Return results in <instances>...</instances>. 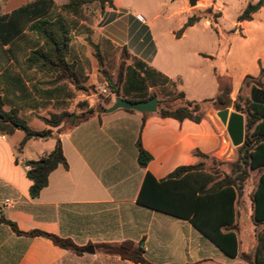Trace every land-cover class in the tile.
<instances>
[{
	"label": "crops",
	"instance_id": "obj_1",
	"mask_svg": "<svg viewBox=\"0 0 264 264\" xmlns=\"http://www.w3.org/2000/svg\"><path fill=\"white\" fill-rule=\"evenodd\" d=\"M35 1L1 2L0 19ZM52 1L57 8L67 2ZM258 1L240 0L232 6L228 0H197V5L191 7L188 0H155L149 13L145 8L149 0H114V7L107 8L93 24H76L73 41L79 33L81 44L88 45V39L97 44L104 64L106 44L116 51L119 64L126 48L130 55L126 61L128 68H135L139 61L169 81L179 77L183 86L191 77L208 78L193 61L209 64L219 53L234 59L247 53L248 64L240 76L243 83L247 76L258 77L264 68V7L251 20L238 22L248 4ZM229 7H236L237 12L230 28L224 29L221 22ZM209 8L221 14L218 32L210 21L201 20L177 35L193 14ZM171 21L174 26L166 28L165 23ZM200 28L215 36L213 44L219 46L216 52H204L202 41L185 46ZM220 33L228 36L227 45H222ZM42 47L43 42L28 29L7 43L0 37V99L5 112L16 111L33 131L53 132L51 138L30 140L21 147L25 137L22 130L16 129L12 134L0 131V219L14 223L22 232L41 231L71 240L82 252L62 249L43 237L19 236L0 221V264H137L103 254L96 248L126 241H144L145 259L151 264H256L255 259L249 263L240 255L228 257L188 220L138 203L148 173L164 180L178 167L207 164L208 160L194 156L196 151L222 160L230 145L227 128L217 116L221 110L211 109L204 120L195 123L162 118L158 112L144 115L119 109L109 114L98 112L74 127L49 128L43 121L49 114L68 113L75 119L94 105L89 101L93 98L90 94L78 91L68 82L54 83V74L27 67L31 52ZM86 56L85 59L78 53L72 62L83 86L91 91L94 85L90 81L98 79L100 66L95 56ZM210 69L212 78L207 89L218 91L217 96L190 100L184 89L181 93L185 100L202 102L228 93L234 98L239 93L240 88H234L228 75L216 74L213 65ZM99 85L106 87L105 83ZM155 87L161 91L165 86ZM153 89L151 86L148 94ZM192 93L198 95V87ZM177 96H164V100ZM121 97L129 100L128 96ZM114 103L109 100L101 107L108 109ZM140 136L143 148L152 156L145 168L138 164ZM56 139L62 143L68 168L60 166L53 171L47 187L32 198V182L25 165L50 154ZM252 173L256 176V172ZM7 200L11 203L6 204ZM248 214L241 213L237 219L239 253L252 252L257 244H253L254 227ZM245 218L249 224L242 226Z\"/></svg>",
	"mask_w": 264,
	"mask_h": 264
},
{
	"label": "trees",
	"instance_id": "obj_2",
	"mask_svg": "<svg viewBox=\"0 0 264 264\" xmlns=\"http://www.w3.org/2000/svg\"><path fill=\"white\" fill-rule=\"evenodd\" d=\"M1 1V0H0ZM114 7V0H67L59 8L55 7L52 0H37L25 7L13 12L10 17L0 19V37L4 43L19 36L26 29L43 42V47L31 52L26 60V65L31 70L40 73L54 74V83L68 82L78 91L92 94L80 81L76 64L70 62L71 47L73 42V30L79 22L93 24L100 18L107 8ZM264 7V0L257 3H249L244 12L238 17V22L248 21L253 15ZM91 8L96 11L88 14ZM1 11V4H0ZM220 13H213L212 9L198 11L193 14L178 32L180 36L188 27L194 26L201 20H208L218 32V19ZM88 43L94 49V56L100 66V73L104 83L111 93H120V87L125 83V78L130 72L135 74L138 70L147 68L145 64L137 61L135 68H127L126 61L130 55L126 48L122 51V58L116 80L105 69L102 52L97 44L90 39ZM127 72V75H125ZM126 76V77H125ZM250 86L249 94L242 99V92ZM156 98L155 94H146L139 100L131 102H143ZM227 96L217 99L204 100L202 102H190L185 100L184 93H179L174 99L159 101L158 113L162 118H171L178 122L186 120L200 123L205 119L206 106H224L228 102ZM234 110L245 115V140L241 147L237 148V159L233 162H221L200 151L194 152V156L211 161L209 168L206 163H198L192 166H182L175 169L166 179L157 180L151 174H147L138 196L141 206L160 211L171 216L188 220L202 235L209 239L223 253L230 258L240 255L241 259L251 263L255 259L256 264H264V68L258 77L247 76L234 101ZM204 110V111H205ZM221 110V108H217ZM134 112V111H130ZM98 113L93 108L81 117L76 116L74 127L90 116ZM147 115V114H144ZM73 115L68 113L50 114L43 119L49 128H65L67 118ZM16 129L25 133L21 143L23 147L30 140H41L53 137L49 129L33 131L21 120L16 111L5 112L4 104L0 99V131L12 134ZM138 164L145 168L152 160V156L143 148L141 136L137 141ZM32 170L28 171L32 182L30 196L36 198L47 187L50 174L58 167L68 168L63 153L62 143L56 139L54 150L39 161L28 163ZM228 166V171H220L219 166ZM256 172L258 182L251 195V203L248 218L254 227L256 239L255 250L239 253L240 242L236 231H239L237 219L241 218L238 201L244 197L245 188ZM0 221L9 225L19 236L43 237L51 240L56 246L80 254L82 249L71 240L41 231L22 232L18 227L1 218ZM101 253L119 257L123 261L137 264H151L145 259L144 241L134 243L126 241L121 244L96 245Z\"/></svg>",
	"mask_w": 264,
	"mask_h": 264
},
{
	"label": "rangeland",
	"instance_id": "obj_3",
	"mask_svg": "<svg viewBox=\"0 0 264 264\" xmlns=\"http://www.w3.org/2000/svg\"><path fill=\"white\" fill-rule=\"evenodd\" d=\"M3 1H6V0H1L0 4ZM137 1H139L140 3H143L144 1L147 2V0H137ZM154 1L155 0H149L150 3L145 4L146 5L145 8L149 13L152 12V10L154 9L153 7ZM228 2L232 4V6H237L240 3V0H228ZM93 11H96L95 8H91L88 11V14H90ZM236 12H237L236 7L228 8V15L226 16L224 21L221 22L222 28L224 29L230 28V26L232 25V22L235 20ZM165 15L167 14L165 13ZM165 26L166 28H169L168 26H174V23L173 21H171L170 23H165ZM219 36L222 41V45L223 46L224 44L227 45L228 44L227 42L229 39L228 36L223 33H220ZM78 37H79V33H76V38L72 43L70 62L74 61L77 58L78 53L82 54V57H84L85 59L87 58L86 55L92 54L94 56V53H95L93 47L89 43H87L88 45L81 44L82 41L80 43ZM214 37L215 36H212L209 32H203L202 29L200 28L198 34L191 35V38L188 40V42H186L185 46L188 47L189 42L193 43L195 41H200V42L202 41L203 46H201V49L204 50V52H213V51L216 52V48L218 50L219 46L218 45L216 46L213 44ZM104 48H106V53H107L105 57V69L109 72V74L113 76L114 80H116L118 69L120 66L119 62L116 59L117 53L115 50H113L111 46H108L107 44L104 46ZM193 63L200 65L202 74L206 73L208 75L207 80H202L201 78L199 79V77L198 78L191 77L190 79H187L185 86H183L181 84V80L179 79V77H176L173 81H169L167 78L157 74L155 71L149 68H144V69L138 70L135 74L130 72L127 77L125 76L126 77L125 83L121 85L119 95L128 96L129 100H139L140 98L146 96V94L149 91V88L152 86L154 89L151 92V94H155L156 98H158V102L168 101V100H164V96H169V97L177 96L179 93L184 92V89H186L189 92L188 95H189L190 100H197L198 97L203 98V99L204 98H214L215 96H217L218 91L216 92V91H211L210 89H207L208 88L207 86L210 85L211 78H212V75L210 73L212 70L210 69L211 65L215 66L216 74L228 75L231 78V82L234 88H241L242 82H241L240 76H241L242 70L248 64V54L245 53V56L243 58L241 56L240 57L236 56V58L234 59V57H227L225 55L223 56L221 55V53H219L216 59H211V63L209 64H206L202 60H199L197 62L193 61ZM125 75H127V72ZM97 80L93 79L90 81V84L94 86L91 88V92H92L91 96L93 98H91L89 101L91 104L94 105V108H98L101 106L104 107L103 105L104 103H106L109 100L115 101L117 97V93L114 94L109 91H108V95L101 93L102 87H100L99 84L104 83V78L102 74L99 73ZM155 86H165V87L160 91L159 89H156ZM194 87H198V92H199L198 95H195L192 93V90ZM249 90H250V86H248L242 92L241 94L242 99H245L247 97V95L249 94ZM226 96L229 98L228 102L231 100L234 105V101L236 100L237 95L234 96V98H231V96L228 93L226 94ZM226 107H227V104L224 106L215 105L214 107L206 106V110L204 109L205 111L204 110L202 111L204 112V114H206L211 109L221 108V110H223ZM233 107L231 108V112H235ZM49 115L47 117H49ZM82 115L83 114L79 116L81 117ZM243 116L245 117V115ZM72 118L73 117L67 118V121H66L67 124L65 125V128L69 127V125L74 123L75 119H73L72 121ZM245 123H246V117H245ZM33 128H36V127H33ZM228 140H229V145H230L229 150L226 153V155L222 158V160H220L223 163L232 162L236 160L237 158V148H235L232 145L229 138ZM207 165H209L208 167L210 168L212 166L211 161H208ZM218 169L220 171H224V170L228 171V166L221 165L218 167ZM256 183H257V176H252V178L249 180L245 188L244 197L238 201V207H240L241 213L249 212L250 203H251V195L253 194V191L255 190ZM243 220L244 222H241L242 226H247V224H249V221H247V218ZM252 238L254 239L253 244H255L256 239L254 238V236Z\"/></svg>",
	"mask_w": 264,
	"mask_h": 264
},
{
	"label": "water",
	"instance_id": "obj_4",
	"mask_svg": "<svg viewBox=\"0 0 264 264\" xmlns=\"http://www.w3.org/2000/svg\"><path fill=\"white\" fill-rule=\"evenodd\" d=\"M189 5L194 7L197 5V0H188ZM158 99L153 98L143 102H131L122 98L119 93L115 99V103L112 107L105 109L98 107L97 111L104 114L115 112L119 109L134 111L141 114H154L158 112ZM233 102L230 100L227 103V107L218 112V117L221 122L226 126L229 138L232 145L235 148H239L243 145L245 140V117L237 112H231ZM74 118H72L73 121ZM94 252V248H90Z\"/></svg>",
	"mask_w": 264,
	"mask_h": 264
},
{
	"label": "built area",
	"instance_id": "obj_5",
	"mask_svg": "<svg viewBox=\"0 0 264 264\" xmlns=\"http://www.w3.org/2000/svg\"><path fill=\"white\" fill-rule=\"evenodd\" d=\"M101 93L102 94H106V95H108V90H107V88L106 87H102L101 88ZM25 168H26V170L27 171H30V170H32V167L30 166V165H25ZM11 203V201L10 200H7L6 201V204H10Z\"/></svg>",
	"mask_w": 264,
	"mask_h": 264
}]
</instances>
